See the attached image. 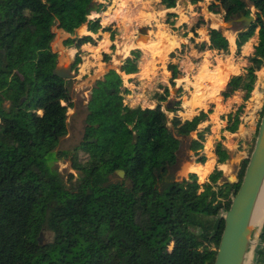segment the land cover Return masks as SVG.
Here are the masks:
<instances>
[{
	"label": "trees",
	"instance_id": "trees-1",
	"mask_svg": "<svg viewBox=\"0 0 264 264\" xmlns=\"http://www.w3.org/2000/svg\"><path fill=\"white\" fill-rule=\"evenodd\" d=\"M93 1L0 0V264H214L217 251L208 263V248L214 245L218 250L225 228L221 215L240 189L256 139L248 158L238 165L237 183L218 185L224 177L218 168L204 184L196 174L176 181L182 141L173 131L185 139L197 133L188 150L197 163H205L201 152L211 129L199 127L209 120L213 106L183 120L177 114L182 110L179 102L170 119L163 110L170 90L163 87V93L156 94L155 108H131L124 101L128 90L123 77L111 69L92 87L84 138L73 153L78 186L67 188L61 179L47 174L45 159L68 135V111L75 106L69 80L54 73L59 54L52 48L53 28L74 36L87 25L89 32L98 33L100 21L87 15ZM177 2L161 0L166 9L176 8ZM216 2L227 14L239 8L250 17L255 10L256 21L250 28L235 30L238 56L256 32L259 37L246 74L237 76L227 69L221 78L220 68L204 76V82L212 80L211 84L204 90L202 83L198 87L201 97L213 88L219 94L227 80L221 93L225 100L245 93L243 105L229 121L228 130L235 133L264 65V0H214L210 8ZM111 16L106 12L104 21ZM203 22L200 19L192 32ZM209 34V45L195 44L199 52H229L222 30L211 29ZM92 41L91 36H83L64 42L78 51L74 67L83 63L82 46ZM131 56L121 73L139 72L142 52L133 50ZM111 60L103 54V62ZM168 70L174 85L181 73L175 64ZM79 148L85 153L83 159L76 154ZM217 148L218 163L225 164L229 155L221 143ZM118 170L125 172V178L112 182L110 177ZM193 171L201 181L210 172L208 164ZM44 231L53 236L48 243L42 242ZM255 264H264V229Z\"/></svg>",
	"mask_w": 264,
	"mask_h": 264
},
{
	"label": "rangeland",
	"instance_id": "rangeland-1",
	"mask_svg": "<svg viewBox=\"0 0 264 264\" xmlns=\"http://www.w3.org/2000/svg\"><path fill=\"white\" fill-rule=\"evenodd\" d=\"M129 1L134 3L136 9L140 8V14L136 18H131L128 13L125 14L124 11H120L121 7L126 6L125 3L123 6H120L121 2L120 3L118 2L119 5H117V3H114L113 0H111L110 2L108 1V3H101L99 0H94L93 5L102 4L103 6H100L101 13L104 10H106V11H110L112 16L114 15L116 16L114 18H112L111 16L112 19L110 18L108 22L104 21V23L107 24L106 27L111 28L112 33L115 35V39L116 36L120 34L118 32L119 29L118 25L120 26L129 25L126 28L130 29L131 32L130 34L133 40H136V43L135 44L132 43L131 45V47H133L132 50L139 49L140 51H142V59L139 62V65L141 66L139 74L141 75L137 78H134V80H131L132 84L140 88L139 93L145 95L144 99L146 100V103L141 102L139 106H141L142 108L143 106L148 108L149 106L148 104H150V105H154L153 108H155L157 104L156 94L163 93L164 91L163 87H168V89L170 90V97L168 103L163 104L164 107L163 110L166 112L169 101H171V103L174 104V111H175L177 104L181 101L182 105L183 104L190 105L191 109L187 108V110L189 109V111L185 110L182 115L181 114L179 115L183 118L189 117V115L196 109L194 108L193 105V95L195 94L196 91L195 89L196 85H198V83H202L203 86H207V83L203 81L204 73H206V70L208 72L213 71L215 67L218 66L217 63L219 64V66H221L223 64V61L218 60V62H216V60L208 56L207 58L212 60L211 63L205 60L204 63L201 65V58H197V57L190 58L193 64H189L185 66L184 63L183 64L180 63V60L184 58L186 53L190 51L191 46H193V43L183 34V30H182L183 28H181L182 25L179 28L173 27V25L175 24V20L173 22L172 19H174V17L168 19L167 14L169 12H167L164 9V7L159 3L160 2L159 0H140L139 2H136V0H129ZM213 2L214 0H203L202 2L194 6L190 3L189 0H179L178 5L176 7V9L178 10L177 15L178 17L181 18L180 20L181 22H184V24L189 22L191 23V25H194L200 19H204L202 25L220 29L228 37L235 30L244 28L243 23L239 21V19L243 15L241 9L236 8L232 13L227 14L222 9L219 2H216L217 4L216 7L210 8V5ZM254 13L255 10L252 9V15L255 17ZM113 19L116 20L117 22H115ZM123 22H127L130 24H126ZM142 28H149L150 30L149 38L147 41L144 39H140V40L138 39L139 30ZM53 31L55 32V39L52 45L54 46L56 51H58V53L61 54V56H64L66 50V48L64 47V42L66 40L64 41L63 38L60 37L57 26L53 28ZM80 33L82 35H85L82 32V30H80ZM166 35L168 38L167 40L164 39ZM172 37L176 38L178 42L174 44L177 45L174 49L171 47L170 44V40H172L171 39ZM196 38L199 39L200 37L198 36ZM151 40L155 42V56L151 55L142 48V46H146L145 45L147 44L146 42H149ZM231 40L234 39L230 38V42ZM198 42L201 43L200 39ZM103 48L104 47L102 46L100 49H98L97 53L101 52ZM129 48L130 47H126L125 49L128 51ZM116 51H117V46L114 45V47L111 48L110 55L116 56L115 54ZM116 58L118 62H113L114 57H112V62H109L107 64L110 68H117L119 70L121 57H116ZM74 61L75 58L64 62L62 61L60 62V64H58V67H62V66L66 67L72 65L74 73L78 74V77L75 80H69V82H67V86L69 87L73 100L75 102L74 108L69 109L68 111V135L60 140L57 150L54 153L49 154L45 159V163L48 168L47 174L52 177H56L59 180L61 179L60 182L62 181L67 188L78 186L80 181V174L72 167V157H73V153L75 152V149L79 147L80 143L84 138L85 118L88 113L87 104L90 99V95L93 87V81H94V77L91 76L92 75L91 72L88 73L85 72L86 69L88 68L87 60L86 61L83 60V63L78 65L77 67H74ZM146 62L148 65L146 64ZM170 64H175L178 67H180L179 71L183 76V77H178V79L175 80L174 85L171 81L172 73L168 70V66ZM237 64L240 65V61H237ZM247 65L249 66L250 64ZM230 66L235 67L233 63H231ZM257 75L263 78L264 69L259 70ZM182 78H187L188 80L186 82H183L184 79ZM260 82L262 83V80H260ZM256 88H258V81L255 85V89L252 93V97ZM221 91L219 92L218 95L209 98L204 103V105L207 104L208 106L209 100L211 101L216 100V98L220 96ZM129 95L130 94H125V96H129ZM251 103L253 104L255 102H251ZM220 104L221 102L218 103V109L221 107ZM183 108L185 109V107ZM220 111L223 113L224 108L221 107ZM166 114L169 116L170 119H172L175 116V113L172 112H166ZM233 114L235 116L236 111L232 114H227L223 117L225 122L223 126L218 127V130L228 129L229 127L228 118L230 119V115ZM260 116L262 118V113L260 114ZM173 133L178 139L182 141L181 150L179 154L180 165L178 171L174 175L176 181H182L183 179H186L185 167L187 166V164H189L191 157L190 155L192 154V152L188 150V146L191 143L192 139L196 137V133H193L189 138L186 139L179 137L175 131H173ZM228 145L232 146L230 144ZM216 146L217 144L215 145V147ZM222 148L225 149V146ZM59 152H65V154H59ZM76 154L81 159L85 157V153L80 148L79 150H77ZM237 162L228 161L229 166L226 168L227 171L236 172L235 174H237V169H238ZM232 176H236V175H232ZM204 177L205 175L202 178L204 179ZM110 179L112 182H117L123 180L124 178H122L116 173L112 175ZM62 182L61 185L64 186ZM201 183H203V181ZM41 238L43 243H48L53 239V236L50 232L44 231L42 232ZM258 238L256 236L254 239L255 240L254 246L257 249L260 247V242L257 241ZM208 250L210 253L208 258V263H210L216 255L214 254V252H216L217 250L214 245L209 246ZM253 264H255V262H253Z\"/></svg>",
	"mask_w": 264,
	"mask_h": 264
},
{
	"label": "crops",
	"instance_id": "crops-1",
	"mask_svg": "<svg viewBox=\"0 0 264 264\" xmlns=\"http://www.w3.org/2000/svg\"><path fill=\"white\" fill-rule=\"evenodd\" d=\"M99 1L101 3H108V1L110 2L111 0H99ZM113 1H114V3H117V5H119V3L121 2L120 6H123L125 3L126 6L121 7L120 11H124L125 14L128 13L131 18H136L139 16L140 8L136 9L133 2H131L129 0H113ZM139 1L140 0H136V2H139ZM159 1H160L159 3L161 4V0H159ZM202 1L203 0H201L200 2H202ZM178 2H179V0H178ZM178 2H177V5H178ZM190 3L194 6L197 5V4H193L192 2H190ZM100 5L103 6L102 4H100ZM127 6H128V8H127ZM163 7L167 12H169L168 14H174L175 15L174 19H172L173 22L175 20V24L173 25V27L179 28L182 25L181 28H183L182 29L183 34L185 35V37H187L193 43V46H191L190 51L186 53V55L184 56V58L182 60H180V63H182V64L184 63L185 66L189 65V64H193L190 60V58H192V57L201 58V65L204 63L205 60H207L209 63H211L212 60L207 58L209 56V57L213 58L214 60H216V62H218V60L223 61V64L221 66H219V64L217 63L218 66H216L213 71L208 72L206 70V73H217V72H219L220 68H221V78L223 77V74L227 69L234 71L235 75H237V76L238 75L240 76V75L246 73V69L250 66V65L249 66L247 65V64H250L248 59H249V57H252L254 55L255 48L259 42L258 32H256L255 36H253V38H251L242 47L240 56L237 55V44H236L237 33L235 31L232 34H230L229 37L225 35L229 41V52L228 53L219 54L218 52L211 51V50L199 52L195 48L194 45L199 43L198 42L199 39H200L201 43L205 42L207 45H209L210 44V34H209L210 30L211 29H217V28L207 27V26L201 25L199 28L196 29L195 32H192V28L197 23H195L194 25H191V23H189V22L184 24V22H181V20H180L181 18L178 17V15H177L178 10L176 8L166 9L165 6H163ZM106 12H108V11L104 10L102 13L101 12L96 13V15L94 16V17H98L97 20L100 21V25L102 27L99 30V32L96 34L89 32L87 25L81 27L77 31L76 35H74V36L64 32L63 30H60L58 28V26H57V29H58V32L60 34V37L63 38L64 41L69 39V38L73 39L76 37L91 36L93 41L91 43H87V44L83 45L81 51L83 53L82 59L84 61L87 60V63H88V68L86 69L85 72L86 73L91 72V74H92L91 76L94 77L93 85L97 80L102 79L109 70L115 69L123 77L124 87L128 90V93H126V94H129V92L131 90H133L135 88H139V87L135 86L134 84H132L131 80H134V78H137L141 75V74H139L141 66L139 65V72L136 74L126 75L125 73H123V75H122V73L120 72V69L118 70L117 68H110L107 63L103 62V54H107V55L111 56L110 55L111 48H112V46L114 47V45H116L117 46V51L115 52L116 56H111V57H114L113 62H118L116 57H121V62H120V68H121L124 61L128 57H132L131 52L133 51L132 50L133 48H129V51H127V50L125 51L124 48L126 46L127 47L130 46L132 43L135 44L136 40H133V38L130 34L131 33L130 29L126 28L129 25H124V26L118 25L119 26L118 32L120 34L116 36V39H115V35L112 33V30H111V32L103 31L105 28H107L106 27L107 24L104 23V14ZM168 14H167V16H168ZM170 18L171 17L168 16V19H170ZM114 21L117 22L116 20H114ZM114 21H111V22H114ZM106 22H108V21H106ZM123 23L127 24V22H123ZM128 24H130V23H128ZM80 30H82V32L85 35H82L80 33ZM149 33H150V30H149ZM113 35H114V38H113ZM198 36L200 37L199 39L196 38ZM230 38H233L234 40H232V42H230ZM164 39H166V40L168 39L167 35L164 37ZM171 39L172 40H170V44H171V47L174 49L177 46L174 44L178 43V42H177L176 38H174V37H172ZM104 42L107 43V46L104 47L101 50V52L97 53V50L102 47V43H104ZM52 48L55 52L58 53V51H56V49L54 48L53 45H52ZM65 48H66V50H65L64 56H61V54L58 53L59 54L58 64H60V62H62V61L64 62L67 60L74 59L76 53L78 52L77 49L72 48V47H65ZM141 59H142V56H141ZM237 61H240V65L237 64ZM111 62H112V60H111ZM231 63H233V65L235 67H231L230 66ZM179 69H180V67H178V70ZM261 69H264V65ZM206 73H204V76ZM188 75H189V72H188ZM124 76H125V78H124ZM178 77H183V76H182V74H180ZM257 77H258V79H257L258 88H256V90L253 94V97L251 96V98H250L251 100H249L248 102L245 103V109H244L245 112H244V114L242 113V115L240 117V124H239L238 129L235 133H231L228 129H226V130L219 129L218 130V127L223 126V124L225 122L223 117L227 114H232L235 111L237 112L238 108L241 105H243V103H244V101H243V98L245 95L244 92H237V93H235V95H233L231 98H229L227 100H225L221 96V93L226 89V86L228 85L227 80H226L225 85L221 89L222 91L220 93V96L218 98H216V100H212V101L209 100L208 106H207V104L204 105V103L209 98L216 96L218 94L217 90L215 88H213L207 93L206 96L201 97V96H199V94L197 92L198 87L201 83H198V85H196V87H195V89H196L195 94L193 95V105H194V108H196V109L189 115V117L183 118L179 115V114L182 115L184 113V111L187 110V107L184 104L182 105V102L180 101L181 106H182V110L178 111L177 114L183 120L192 119L194 116L198 115L199 112L202 110H204L205 112H208V110L211 108V106H213V113L209 114V120L207 122H205L204 124L200 125V127H199L200 130H202L208 126L211 129V133L207 138L204 150H202V152H201V154L206 156L207 160L205 163H197L196 162L197 158L193 156L194 153L192 152V154L190 155L191 156L190 162L185 167V178L186 179H188L190 174H196L198 176L199 183H201L202 181H201L200 175L193 171V167L205 168L207 166V164L209 166L210 172L207 175H205L203 183H201V184L209 182V177L216 168L223 171V173H224V177L218 183V185L224 184L226 182L227 178L232 177V175L237 176V174H235L236 172L227 171L226 168L229 166L228 161H234V162L238 161L237 162V168H238L239 163L242 160L248 158L252 143L256 139V135H257V131H258V124H259V122L255 119V116H253L249 111H251V109L254 106L256 108H259L262 105L264 106V77L261 78L258 75H257ZM182 79H184L183 82H186L188 80L187 78H182ZM260 80H262V83L260 82ZM203 81H204V79H203ZM212 82L213 81L211 80L207 84H211ZM204 87L205 86L202 85L203 90H204ZM124 96H125V94H124ZM144 96H145L144 94H140V96L136 97L133 100V102H131V104H129V106L131 108H136V107H139L141 102L146 103ZM236 99H238V100H236ZM124 101H125V99H124ZM250 101L255 102V103L252 104ZM219 102H221V104H220L221 107L224 108L223 113L220 111L221 107L218 109V103ZM166 103H168V102H165L163 104H166ZM170 103H171V101H169V104ZM169 104H168V107H169ZM148 105H149L148 108L154 107V105H150V104H148ZM183 107H185V109ZM188 107L190 108V105H188ZM143 108H146V107L143 106ZM187 111H189V109ZM259 116H260V113L257 114V118ZM234 117L235 116L233 114V115H230V119L228 118L229 126H230L229 121L231 120V118H234ZM226 121H227V119H226ZM196 137H197V133H196ZM219 143L222 144V147L225 146V149L222 148V150L225 151L229 155L228 160L225 162V164H222V165L218 163V152H217L218 148H217V146L215 147V145L216 144L218 145ZM228 144H230L232 146H229ZM208 145H210V149H208ZM241 154H243L244 157H240Z\"/></svg>",
	"mask_w": 264,
	"mask_h": 264
},
{
	"label": "water",
	"instance_id": "water-1",
	"mask_svg": "<svg viewBox=\"0 0 264 264\" xmlns=\"http://www.w3.org/2000/svg\"><path fill=\"white\" fill-rule=\"evenodd\" d=\"M99 12V5H92L88 11V17ZM247 30L256 21L251 15H244L239 19ZM149 28L139 30L138 39L148 40ZM54 73L64 80H75L78 74L74 73L73 66H62L55 69ZM166 112L174 113V104L170 103ZM91 143L94 140H90ZM122 178H125V172L118 170L116 172ZM238 182L237 176L228 177L226 183L235 184ZM264 187V114L260 120L258 134L254 149L250 155L249 163L245 175L237 194L232 198V204L229 210L222 213V219L225 222V228L221 237V242L217 250L214 264H253L256 259L255 237L260 236L264 229V223L261 227L253 224V218L257 208L259 198ZM256 241V242H257Z\"/></svg>",
	"mask_w": 264,
	"mask_h": 264
},
{
	"label": "bare ground",
	"instance_id": "bare-ground-1",
	"mask_svg": "<svg viewBox=\"0 0 264 264\" xmlns=\"http://www.w3.org/2000/svg\"><path fill=\"white\" fill-rule=\"evenodd\" d=\"M95 14V13H94ZM93 15V14H92ZM91 15V16H92ZM117 15V14H116ZM116 17L115 15L112 16V18ZM111 18V19H112ZM128 24V23H127ZM147 43V42H146ZM134 44V43H133ZM132 45V44H131ZM130 47V48H133V47ZM146 46H142V48L147 51L148 53H150L151 55H154L155 56V42H153L152 40L149 41L147 44H145ZM137 46V45H136ZM127 47V46H126ZM125 47V48H126ZM124 48V49H125ZM126 50V49H125ZM129 51V50H128ZM151 61V60H150ZM147 64V62H146ZM148 65V64H147ZM146 66V65H145ZM143 69V68H142ZM149 70V69H148ZM264 223V187H263V190H262V193H261V196L259 198V201H258V204H257V208H256V211H255V215H254V218H253V224L257 227H261Z\"/></svg>",
	"mask_w": 264,
	"mask_h": 264
},
{
	"label": "built area",
	"instance_id": "built-area-1",
	"mask_svg": "<svg viewBox=\"0 0 264 264\" xmlns=\"http://www.w3.org/2000/svg\"><path fill=\"white\" fill-rule=\"evenodd\" d=\"M89 19L90 20H93V21H95V20H97L98 19V17H89ZM139 91H140V88H135V89H133V90H131L130 92H129V96H124V99H125V103L126 104H131V102H133V100L136 98V97H139L140 96V93H139ZM263 105L262 106H260L259 108H256L255 106L253 107V110H251V111H249L253 116H255V119L258 121V122H260V120H261V116H259L258 118H257V114L258 113H262L263 112ZM255 111V112H254ZM249 116V115H248Z\"/></svg>",
	"mask_w": 264,
	"mask_h": 264
}]
</instances>
